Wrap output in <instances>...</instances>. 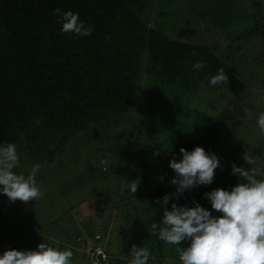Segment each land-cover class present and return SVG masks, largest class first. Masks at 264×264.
<instances>
[{
	"label": "rangeland",
	"instance_id": "rangeland-1",
	"mask_svg": "<svg viewBox=\"0 0 264 264\" xmlns=\"http://www.w3.org/2000/svg\"><path fill=\"white\" fill-rule=\"evenodd\" d=\"M155 4L147 20L170 38L233 51L235 57L229 62L238 60L241 74L236 78L257 95L251 98V115L221 124L213 152L221 160L222 172L234 163L264 179L263 158L255 153L264 145V133L256 126L257 115L264 111V0H157ZM190 74L194 83L188 94L152 80L127 113L77 132L63 147L55 141L43 149L38 140L17 149L20 166L16 172L27 175L34 164L40 165L36 181L41 196L10 202L0 195V254L10 248L35 249L45 242L70 248L72 264H98L93 257L101 256L99 234L108 239L104 240L106 250L117 253L120 244L133 235L131 229L123 232L118 220V194L128 191L131 181L139 187L145 179H171L174 172L169 161L180 159L182 144L203 134L206 123L233 105L227 88L209 85V78L202 81V72ZM31 145L35 148H28ZM76 238H81L79 249ZM165 258L160 254L149 264L174 262Z\"/></svg>",
	"mask_w": 264,
	"mask_h": 264
},
{
	"label": "trees",
	"instance_id": "trees-1",
	"mask_svg": "<svg viewBox=\"0 0 264 264\" xmlns=\"http://www.w3.org/2000/svg\"><path fill=\"white\" fill-rule=\"evenodd\" d=\"M156 1L0 0V143H15L17 149H23L25 143L41 140L44 149L57 141L63 147L77 132L127 113L152 80L182 88L188 94L194 83L192 71L202 72L207 78L200 79L207 81L222 68L227 80L213 87L227 88L232 98L229 104L233 105L218 119L206 123L203 134L182 144L187 150L203 146L213 152L221 124L246 117L244 109L253 106L251 98L257 94L236 78L241 74L238 60L229 62L233 51L175 40L156 23L157 27L151 26L147 14L151 6L158 5H154ZM57 8L78 12L81 20L93 25L92 34L74 38L61 32L54 12ZM197 61H204V67L194 69ZM255 153L264 164V145ZM236 183L231 169L222 172L220 167L211 185L196 187L173 200L191 206L195 199L210 208L203 193L218 187L230 189ZM173 191L170 179L151 178L139 183L136 193L128 190L118 194V220L123 223V232L131 229L133 235L120 244L117 253L115 249L110 251L109 264H128L126 257L133 244L147 247L153 257L165 255V261L170 257L174 261L170 264L177 261L174 246L160 241L151 228L152 223L160 224L162 217L157 202ZM96 236H100L104 249V240L108 239ZM75 242L79 249L81 238ZM163 250L167 252L163 254Z\"/></svg>",
	"mask_w": 264,
	"mask_h": 264
},
{
	"label": "clouds",
	"instance_id": "clouds-1",
	"mask_svg": "<svg viewBox=\"0 0 264 264\" xmlns=\"http://www.w3.org/2000/svg\"><path fill=\"white\" fill-rule=\"evenodd\" d=\"M54 12L61 32L74 38L92 34L93 25L81 20L78 12L59 8ZM204 63L197 61L192 67L199 70ZM226 80L225 71L221 68L208 82L215 86ZM244 112L251 115L248 108ZM256 126L264 133V111L257 115ZM179 152L181 158L171 159L168 165L174 172L170 179L174 191L157 202L162 209L161 221L151 225L157 238L174 246L178 264H264V179H257L254 172L233 164L231 173L238 178L235 185L230 189L218 187L203 193L210 208L195 199L191 206L178 204L173 197L178 200L185 192L211 185L215 171L222 167L218 155L206 151L203 146L192 150L181 147ZM154 155H159V152ZM19 166L17 145L0 143V195H6L10 202L36 200L41 196L36 181L40 165L34 164L27 175L15 171ZM128 187L136 193L138 184L131 181ZM104 249L112 258L110 251ZM128 257V264H149L155 259L147 247L136 244L131 246ZM72 258L70 248L62 249L42 242L35 249H6L0 254V264H72ZM102 264H107V261L103 260Z\"/></svg>",
	"mask_w": 264,
	"mask_h": 264
},
{
	"label": "built area",
	"instance_id": "built-area-1",
	"mask_svg": "<svg viewBox=\"0 0 264 264\" xmlns=\"http://www.w3.org/2000/svg\"><path fill=\"white\" fill-rule=\"evenodd\" d=\"M98 238H99V236H98ZM97 251H99L100 252V254H101V256L103 257V260L104 261H107V264H109V258H110V256L109 255H107L103 250H101V249H98Z\"/></svg>",
	"mask_w": 264,
	"mask_h": 264
},
{
	"label": "water",
	"instance_id": "water-1",
	"mask_svg": "<svg viewBox=\"0 0 264 264\" xmlns=\"http://www.w3.org/2000/svg\"><path fill=\"white\" fill-rule=\"evenodd\" d=\"M96 260L99 261L98 264H102V261H103V260H102L101 256H98V257L94 256V257H93V261H96Z\"/></svg>",
	"mask_w": 264,
	"mask_h": 264
}]
</instances>
